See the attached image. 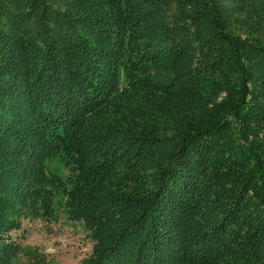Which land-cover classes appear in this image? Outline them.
Here are the masks:
<instances>
[{"label":"trees","instance_id":"1","mask_svg":"<svg viewBox=\"0 0 264 264\" xmlns=\"http://www.w3.org/2000/svg\"><path fill=\"white\" fill-rule=\"evenodd\" d=\"M57 212L83 264H264V0H0V264Z\"/></svg>","mask_w":264,"mask_h":264},{"label":"rangeland","instance_id":"2","mask_svg":"<svg viewBox=\"0 0 264 264\" xmlns=\"http://www.w3.org/2000/svg\"><path fill=\"white\" fill-rule=\"evenodd\" d=\"M12 235L22 250L21 264H83L93 246L82 225L62 212L51 220L23 218Z\"/></svg>","mask_w":264,"mask_h":264}]
</instances>
